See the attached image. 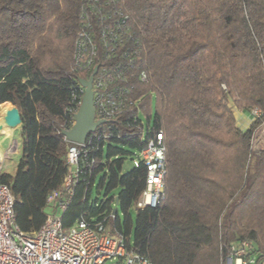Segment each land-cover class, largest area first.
I'll list each match as a JSON object with an SVG mask.
<instances>
[{"label":"trees","instance_id":"obj_1","mask_svg":"<svg viewBox=\"0 0 264 264\" xmlns=\"http://www.w3.org/2000/svg\"><path fill=\"white\" fill-rule=\"evenodd\" d=\"M95 66L123 106L89 134L93 164L62 192V226L102 222L152 264H222L240 240L264 262V148L251 151L264 116V0H0V104L22 121L20 158L0 183L22 231L42 226L70 171L62 132ZM159 132L164 195L136 208L147 171L132 161Z\"/></svg>","mask_w":264,"mask_h":264},{"label":"built area","instance_id":"obj_2","mask_svg":"<svg viewBox=\"0 0 264 264\" xmlns=\"http://www.w3.org/2000/svg\"><path fill=\"white\" fill-rule=\"evenodd\" d=\"M144 77L141 73L140 78ZM103 84L100 79L92 82L95 120H108L123 106L120 100H116V92L103 91ZM83 91L81 86V96L71 126ZM251 114L254 118L263 115L257 108L252 109ZM88 136L83 144L72 143L68 146L66 162L70 171L61 187L47 197V206H56L59 212L64 208L60 199L62 192L69 191L79 174L93 164L88 154L87 147L91 138L88 139ZM162 139V134L156 133L132 161L136 166L142 161L147 171L145 188L135 202L136 208L155 206L163 198L166 169ZM14 216V196L6 184L0 183V264H152L138 251L128 248L122 237L110 235L102 222L89 224L77 219L73 225L64 228L60 213L50 212L38 230L25 232L15 224ZM222 264L264 262L254 252L249 240H240L228 246Z\"/></svg>","mask_w":264,"mask_h":264},{"label":"water","instance_id":"obj_3","mask_svg":"<svg viewBox=\"0 0 264 264\" xmlns=\"http://www.w3.org/2000/svg\"><path fill=\"white\" fill-rule=\"evenodd\" d=\"M97 68L98 66L94 67L92 74L88 78H80L78 80L84 91L79 108L74 115L73 125L69 130L62 132L68 142L83 144L90 133L94 132L98 126L106 122L105 119L95 120L92 82ZM2 122L3 124L0 125V129L4 125L8 128L21 127L22 121L18 109L11 104V107L4 111ZM116 211L117 208H113V212L115 213Z\"/></svg>","mask_w":264,"mask_h":264},{"label":"rangeland","instance_id":"obj_4","mask_svg":"<svg viewBox=\"0 0 264 264\" xmlns=\"http://www.w3.org/2000/svg\"><path fill=\"white\" fill-rule=\"evenodd\" d=\"M2 105L3 104H0V121H2V116L4 114ZM239 112H241V111L236 109V108H233V113H234V116L236 118L237 125L239 122V118H238ZM140 119L142 120V122L146 126V118L142 113H140ZM10 138L11 137H3V139L5 140L4 147L7 148V150L11 151L10 154L8 155V157L11 160V162H13V165H14L19 160V157L21 154V146L19 145L18 142H17L18 144H16V146H15L14 142L12 141V139L16 140V136H13L11 139ZM263 148H264V116L262 118V123L258 126V128L256 129V131L253 135L251 151H258V150H261ZM14 149H15V152L13 151ZM131 166H132L131 160L127 159L125 161V164H124V169H129V168H131ZM45 210H46V213H50V212L60 213L59 209L53 205L47 206ZM131 213H132V216L134 217L135 216L134 209L131 210ZM175 264H178V263L175 262Z\"/></svg>","mask_w":264,"mask_h":264},{"label":"crops","instance_id":"obj_5","mask_svg":"<svg viewBox=\"0 0 264 264\" xmlns=\"http://www.w3.org/2000/svg\"><path fill=\"white\" fill-rule=\"evenodd\" d=\"M5 103H7V102H5ZM5 103H2V104H5ZM10 107H11V104L9 103L8 108H10ZM238 118H239L238 126L241 127L242 129H247L249 127V125L251 124L250 118L248 117L247 114H245L243 112L238 113ZM0 123H1V121H0ZM13 136H16V140L12 139L15 146L18 143L21 146L22 137H21V127L20 126L18 128L17 127H15V128H3L2 127L0 129V169L4 172L10 173V174H12L15 171V167H16L17 163H15L13 165V162H11V160L9 159L8 155L10 154L11 151L7 150V148L4 147L5 140L3 139V137H11L12 138ZM13 151L15 152V149Z\"/></svg>","mask_w":264,"mask_h":264},{"label":"bare ground","instance_id":"obj_6","mask_svg":"<svg viewBox=\"0 0 264 264\" xmlns=\"http://www.w3.org/2000/svg\"><path fill=\"white\" fill-rule=\"evenodd\" d=\"M8 105H5V106H2V108H3V112L6 110V109H8ZM0 124H3V122L1 121V123ZM3 128H8L7 126H3ZM4 154V153H3Z\"/></svg>","mask_w":264,"mask_h":264}]
</instances>
